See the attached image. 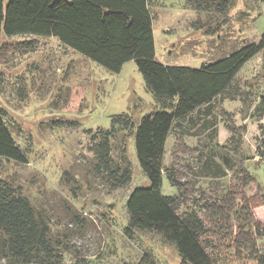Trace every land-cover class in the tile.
I'll return each instance as SVG.
<instances>
[{
    "label": "rangeland",
    "instance_id": "374dc122",
    "mask_svg": "<svg viewBox=\"0 0 264 264\" xmlns=\"http://www.w3.org/2000/svg\"><path fill=\"white\" fill-rule=\"evenodd\" d=\"M155 58L166 65L198 68L252 42L264 31V1L233 0L225 14L194 9L185 0H150ZM29 45V46H27ZM264 94V50L244 63L234 78L231 94L219 97L208 115L195 112L166 140L164 165L173 164L171 147L176 138L196 146L206 159L205 168L195 157L189 164L198 171L186 178L207 194L221 195L235 181L232 171L245 167L254 172L264 187V115L255 107ZM133 60L119 72L105 69L95 61L64 46L55 37L34 34L4 36L0 41V107L7 112L13 138L24 149L27 162H0V176L19 185L32 204L50 220L52 236L69 250L63 253L70 263L75 256L91 264H132L143 256L156 264H179L174 246L150 232L124 233L125 202L136 188L149 185L141 171L134 141L123 130L111 139V155L118 160L126 147L132 179L124 187L112 188L103 172L94 170L93 145L101 139L98 129L111 128V120L127 114L137 122L156 110ZM232 114L235 126H243L239 145L224 146L229 137L219 114ZM181 132V133H180ZM95 135L94 139L92 136ZM226 160V162L224 161ZM218 169L221 176H213ZM210 171V173H208ZM249 184L244 193L255 192ZM165 175L162 193L175 195ZM190 202L179 206L182 212ZM208 231L206 251L214 264H253L231 245L236 223L232 215L226 224L215 208L200 211ZM256 211L248 212L245 223L252 228ZM259 248L263 239L257 237ZM0 264H5L0 259Z\"/></svg>",
    "mask_w": 264,
    "mask_h": 264
},
{
    "label": "trees",
    "instance_id": "16d2710c",
    "mask_svg": "<svg viewBox=\"0 0 264 264\" xmlns=\"http://www.w3.org/2000/svg\"><path fill=\"white\" fill-rule=\"evenodd\" d=\"M196 10L225 14L233 0H185ZM264 1V0H256ZM150 0H0V41L4 36L34 34L55 37L61 44L95 61L108 71L119 72L123 64L133 60L141 73L146 89L152 94L156 110L135 122L127 114L112 118L111 128L98 129L101 139L95 142L96 162L93 168L103 172L112 188L131 182L132 169L126 147L118 160L111 155V139L116 130L132 137L138 165L149 185L134 189L127 197V222L124 233L150 231L170 242L180 257L179 264H214L206 251L208 227L202 209L215 208L226 224L232 215L236 223L231 245L236 254L248 257L253 264H264V217L254 219L252 230L245 223L248 212L264 216V187L257 175L245 167L232 171V187L221 195L207 194L186 178L197 172L199 165L189 164L195 157L205 168L206 159L196 146L176 138L171 154L173 164L164 165L166 140L179 133L178 127L192 114L208 115L212 105L222 96L231 94L235 76L245 62L264 50V31L257 42L243 45L229 54L198 68L166 65L156 60ZM29 46V45H27ZM30 47V46H29ZM264 115V94L255 107ZM225 120L229 137L224 146L239 145L242 126H235L232 114H219ZM7 112L0 107V162H27V155L13 138ZM11 124V123H10ZM181 133V132H180ZM95 135L92 136L94 139ZM264 155V140H262ZM226 162V160H224ZM213 176H221L218 169ZM210 173V171L208 172ZM178 190V194L162 193V180ZM254 183L255 192L246 196L244 189ZM191 207L180 212L179 206ZM69 251L53 237L50 220L19 185L0 176V259L5 264H91L75 256L66 263L63 253ZM132 264H156L143 256Z\"/></svg>",
    "mask_w": 264,
    "mask_h": 264
}]
</instances>
